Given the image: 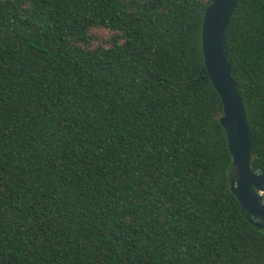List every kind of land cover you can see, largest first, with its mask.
I'll return each mask as SVG.
<instances>
[{"label": "trees", "instance_id": "16d2710c", "mask_svg": "<svg viewBox=\"0 0 264 264\" xmlns=\"http://www.w3.org/2000/svg\"><path fill=\"white\" fill-rule=\"evenodd\" d=\"M210 1L0 0V264H264L229 189ZM226 45L264 170V0H238Z\"/></svg>", "mask_w": 264, "mask_h": 264}, {"label": "water", "instance_id": "95a60500", "mask_svg": "<svg viewBox=\"0 0 264 264\" xmlns=\"http://www.w3.org/2000/svg\"><path fill=\"white\" fill-rule=\"evenodd\" d=\"M237 3L238 0L209 2L202 16L200 45L210 82L222 102L219 123L231 157L229 189L245 220L264 233V170L250 161L251 129L227 54L226 32Z\"/></svg>", "mask_w": 264, "mask_h": 264}, {"label": "rangeland", "instance_id": "374dc122", "mask_svg": "<svg viewBox=\"0 0 264 264\" xmlns=\"http://www.w3.org/2000/svg\"><path fill=\"white\" fill-rule=\"evenodd\" d=\"M94 32L103 36V37L108 36L110 33L107 29H95Z\"/></svg>", "mask_w": 264, "mask_h": 264}]
</instances>
